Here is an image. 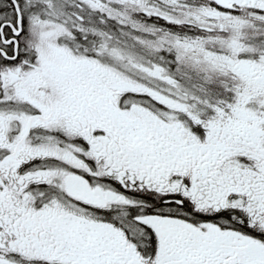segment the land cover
<instances>
[{"label":"snow or ice","instance_id":"6c2138e0","mask_svg":"<svg viewBox=\"0 0 264 264\" xmlns=\"http://www.w3.org/2000/svg\"><path fill=\"white\" fill-rule=\"evenodd\" d=\"M0 264H264V0H0Z\"/></svg>","mask_w":264,"mask_h":264}]
</instances>
